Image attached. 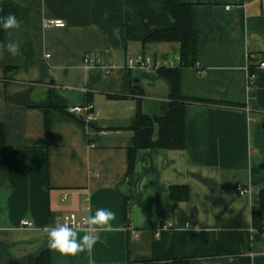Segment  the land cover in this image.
<instances>
[{"label":"crops","instance_id":"crops-1","mask_svg":"<svg viewBox=\"0 0 264 264\" xmlns=\"http://www.w3.org/2000/svg\"><path fill=\"white\" fill-rule=\"evenodd\" d=\"M181 1L192 7L198 54L197 67L180 70V94L212 104L186 105L184 150L137 152L132 189L138 104L160 116L172 91L158 72L123 67L143 55L178 56L177 43L145 42L174 28L163 0H0V17L6 3L21 22L10 35L0 26V124L8 146L0 264H38L48 254L49 264H264V236H255L252 223L264 192V0ZM52 20L66 27L46 28ZM8 40L20 41V56L7 52ZM87 56L118 69L107 75L86 65ZM89 104L90 126L68 112ZM171 188H186L188 199H172ZM87 206L89 214L114 211L117 230L97 234L91 257L49 249L43 228Z\"/></svg>","mask_w":264,"mask_h":264},{"label":"trees","instance_id":"trees-1","mask_svg":"<svg viewBox=\"0 0 264 264\" xmlns=\"http://www.w3.org/2000/svg\"><path fill=\"white\" fill-rule=\"evenodd\" d=\"M163 5L174 21V28L158 30L152 33L145 42L147 43H177L180 45V63L176 68H163L158 74L171 85L172 94L168 104L162 105L160 116H147L143 114L141 104L136 111V125L134 131V147L129 153V170L127 179L132 189L138 184L139 176L136 173V155L141 150L178 151L186 147V122L185 108L188 103L211 105L212 103L201 100H188L180 94V70L182 68L197 67L198 45L193 36V18L191 5L184 4L181 0H163ZM14 13L19 17L16 8L9 4L3 5L2 17ZM1 37V35H0ZM254 69L250 72L255 74ZM117 98V97H114ZM214 105H224L215 103ZM228 106V105H227ZM230 107H240L229 105ZM84 122L81 118H79ZM8 164V146L6 132L0 124V168ZM264 170V165L261 167ZM170 197L174 200L186 201L188 190L186 188H171ZM130 198L126 200V217L129 222ZM252 223L255 236H264V192L260 196L259 206L253 210ZM46 258V261L44 260ZM48 259V260H47ZM49 264V254L42 256L38 264ZM172 264H191L189 261H176Z\"/></svg>","mask_w":264,"mask_h":264},{"label":"clouds","instance_id":"clouds-1","mask_svg":"<svg viewBox=\"0 0 264 264\" xmlns=\"http://www.w3.org/2000/svg\"><path fill=\"white\" fill-rule=\"evenodd\" d=\"M0 26L10 35V30L21 28V22L14 13H10L0 17ZM5 47L11 56L21 55L19 40H8ZM116 218L114 211L98 208L94 214H89L83 219V226L76 223L70 225L68 222L45 226L43 232L47 236V246L62 255L75 256L86 252L91 257L98 240L97 234L116 231L117 227L113 224ZM195 230L198 231V227ZM90 264H92L91 261Z\"/></svg>","mask_w":264,"mask_h":264},{"label":"built area","instance_id":"built-area-1","mask_svg":"<svg viewBox=\"0 0 264 264\" xmlns=\"http://www.w3.org/2000/svg\"><path fill=\"white\" fill-rule=\"evenodd\" d=\"M46 28H65L66 27V22L63 20H52L48 21L45 24ZM47 58H50L48 56ZM86 65L89 67H94V68H101L107 75L112 74L115 70L118 69V65L116 63H105L101 59L97 60H92L91 57L87 56L85 60ZM180 63L179 57L174 58L173 60H158L154 59L150 56H139L134 59H129L127 60L125 66L123 67L124 69H142L146 71H154L158 72L160 69L163 68H176L178 64ZM261 67L264 68V64H261ZM255 80H256V75L249 72L248 76V87L252 89L255 85ZM68 112L76 117L81 118L84 123L88 126L92 123V121L95 118V113H94V107L93 105H87L85 107H76V108H71L68 110ZM95 145L93 144L92 147ZM238 191L240 192L241 195H245L247 193V190L239 187ZM67 195L64 196V200H67ZM90 212V206H87L86 208V213L83 215H78L76 213H69L68 215L62 216L59 219L58 223H64L68 222L70 225L73 223L79 224L80 226H83L82 221L83 219L89 215ZM22 226L25 228H32L33 224L24 221L22 222ZM171 225L164 226L163 228L170 227ZM187 228L191 229V226L187 224Z\"/></svg>","mask_w":264,"mask_h":264}]
</instances>
